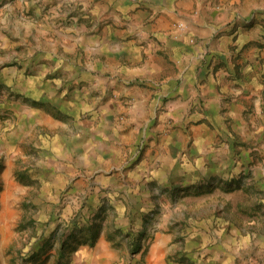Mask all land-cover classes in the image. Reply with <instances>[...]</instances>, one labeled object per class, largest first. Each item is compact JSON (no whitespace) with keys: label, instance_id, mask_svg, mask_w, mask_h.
Wrapping results in <instances>:
<instances>
[{"label":"rangeland","instance_id":"1","mask_svg":"<svg viewBox=\"0 0 264 264\" xmlns=\"http://www.w3.org/2000/svg\"><path fill=\"white\" fill-rule=\"evenodd\" d=\"M27 1L0 2V264H264V84L199 117L194 98L102 52L104 28L130 39L140 25L101 18V0L86 14L39 0V17ZM155 5L203 64L209 44L184 13L214 11L216 44L230 37L239 60L260 48L264 81V0Z\"/></svg>","mask_w":264,"mask_h":264},{"label":"crops","instance_id":"2","mask_svg":"<svg viewBox=\"0 0 264 264\" xmlns=\"http://www.w3.org/2000/svg\"><path fill=\"white\" fill-rule=\"evenodd\" d=\"M165 1L101 0L99 6L94 8L98 12L101 11V18L130 19L131 24L140 25L137 29V37L130 39L119 38V35H124L127 29L116 28L113 25L110 28H104L100 35L101 49L106 56H111L112 59L132 61L133 66L123 67L121 71L129 76H138L140 73L145 76L149 74L150 78L153 79L151 81L156 83V90H161L160 95L174 94L179 100L186 99L181 104H187L188 98H194V103L198 107L195 114L203 118L211 117L213 101L215 100L219 102L217 106L222 107L224 104L222 100L229 95L250 97L261 91L264 81L260 48H256L255 52L252 51L249 56L240 58L241 60L236 59L237 52L229 48L232 44L230 37L228 39L220 37L218 40L221 39L222 44H216L215 38L211 36L213 28L210 21L214 20V11L209 10L208 13L201 16L184 13L188 22L191 23V31L188 36L193 35L197 39L203 38L204 43L209 44L210 55L207 61L204 64L199 60L194 62L201 50V45L188 44V37L183 31H177L175 35H171V32L168 31L170 18L157 12L155 5ZM171 1L178 2V0ZM139 2H143L140 7L137 5ZM29 3L35 5L33 13L35 17H39L41 13V7L38 5L39 0L27 1V4ZM59 4V2L50 3L51 7L48 12L53 11L56 13L55 15H58L61 11ZM76 4L77 10H83L82 12L85 14L88 13L87 0H79ZM20 8L15 4L8 9L17 17L21 11ZM7 17L8 15L5 14L4 18ZM117 41H119L120 48L111 53L110 43ZM246 42L247 40H236L237 44L240 43L238 49L240 50ZM164 72L168 74L166 77L160 81L154 80L155 76H163ZM136 95L131 88L126 92V96L129 97L137 98ZM103 104L101 101V107L106 109V113L108 111L113 113L114 104L111 103L108 106ZM135 105H138V101ZM175 106L177 107L178 104L170 105L167 110L172 112L175 110ZM200 141H202V145L207 142L204 138L199 140V144Z\"/></svg>","mask_w":264,"mask_h":264}]
</instances>
